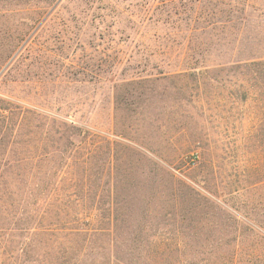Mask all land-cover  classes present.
<instances>
[{"label": "rangeland", "instance_id": "rangeland-1", "mask_svg": "<svg viewBox=\"0 0 264 264\" xmlns=\"http://www.w3.org/2000/svg\"><path fill=\"white\" fill-rule=\"evenodd\" d=\"M8 245L19 264H258L264 0H0V264Z\"/></svg>", "mask_w": 264, "mask_h": 264}, {"label": "trees", "instance_id": "trees-1", "mask_svg": "<svg viewBox=\"0 0 264 264\" xmlns=\"http://www.w3.org/2000/svg\"><path fill=\"white\" fill-rule=\"evenodd\" d=\"M84 136H86V139H85V143L84 145H78V147H75V149H72L71 147L68 149V151L65 152V165L66 163H68V160L69 158H71L72 156H76L75 155V150L76 149H86V145H87V141L89 139H87V136H88V133H84ZM89 137V136H88ZM69 150H71L72 153H69ZM89 164H90V161H89V158L86 156H83L82 158V161H81V165H79V169L80 170H77L75 172H73V174L75 176H77V174L80 176L79 178H81V183L83 181V185L85 183H88L89 182V174L90 172H92L90 169H89ZM115 163H110V167H109V172H107L106 174L109 176V177H115ZM59 169H56L55 171V175L59 174ZM73 176V177H75ZM72 177V178H73ZM74 181H71L72 182V192H71V197L70 199H72V197L74 195H78L76 192H77V189L80 187L79 183H77V179H73ZM60 205H63L62 202L60 203ZM60 209L62 210V207L60 206ZM54 231V230H53ZM42 232V231H41ZM41 232L39 233H30V237L36 239L37 237H40L41 235ZM52 234V233H50ZM43 235V234H42ZM58 236V235H57ZM48 241H44V244L45 246H47L49 249H51V251H47L45 256H48V258L50 259H54V257L56 256V254L59 252L58 256H56L57 258H59L61 255V248L59 245H58V242L59 241H56L55 242V245H54V250H52V247H51V244L50 243H47ZM36 250V248L32 249V251L34 252ZM24 249H21V251L19 249H17L16 247L12 246V245H8V247L2 249V253L4 254H10L13 256L14 258V264H19L20 262V256L21 254L23 253ZM248 261H251L254 259H257L258 260V264H264V247L258 249V250H255V249H252L251 252L248 254V257H247ZM39 263L38 264H42V259H40L38 261ZM254 263V262H252ZM44 264V262H43ZM48 264H58V263H48ZM249 264V263H248Z\"/></svg>", "mask_w": 264, "mask_h": 264}]
</instances>
